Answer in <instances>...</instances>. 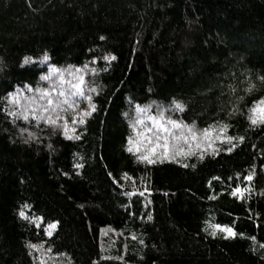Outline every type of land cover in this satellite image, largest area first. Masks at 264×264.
I'll return each instance as SVG.
<instances>
[{
	"label": "trees",
	"instance_id": "16d2710c",
	"mask_svg": "<svg viewBox=\"0 0 264 264\" xmlns=\"http://www.w3.org/2000/svg\"><path fill=\"white\" fill-rule=\"evenodd\" d=\"M109 54L115 59L103 60ZM24 57L31 62L22 66ZM49 65L57 72L41 81ZM77 75L96 106L68 133L79 139L61 134L76 115L67 105L55 127L7 114L58 77L72 90ZM258 77L264 0H0V264H39L38 255L46 264H264V124L248 121L264 97ZM17 90L19 109L7 100ZM137 108L197 131L227 125L234 139L216 140L214 153L208 141L189 149L179 140L190 154L174 155L171 135L186 130L162 133ZM157 136L167 137L170 158L137 160L164 143ZM50 222L56 229L46 236L37 225ZM213 225L237 235L225 238Z\"/></svg>",
	"mask_w": 264,
	"mask_h": 264
},
{
	"label": "snow or ice",
	"instance_id": "6c2138e0",
	"mask_svg": "<svg viewBox=\"0 0 264 264\" xmlns=\"http://www.w3.org/2000/svg\"><path fill=\"white\" fill-rule=\"evenodd\" d=\"M100 39H104V37H100ZM49 59L48 54L44 53L43 57L41 58V63L46 62ZM115 57L112 55H105L103 56V60L105 61H110V60H114ZM31 62V57H24L21 64L22 66L24 64L30 63ZM93 63H95V60H93ZM85 68H87V65L84 66ZM80 69H76V72L79 73ZM57 69H55L53 66L49 65V74L48 75H41L40 76V80L41 81H49L50 78L52 77L53 73H56ZM69 75H72L71 72H69ZM60 76H63V73H60ZM59 85L57 86L55 82H53L52 84L49 85L48 88H37L35 89V92L38 94L36 100H31L30 99V103H27L26 106L24 107L23 111H9L7 114L9 116H19L20 118L27 120L29 118V115H31V119L36 121L37 123H40L41 120L45 125H51L53 127H55L57 125V120L60 121H64V116L59 115L58 112L60 111H64L63 108H61V105H67L68 109L73 110L74 112H76V115L72 116L71 118V127L69 126L68 122L63 123V131H62V135L65 137V139H79L78 135L75 136H69L68 133L72 132L75 133L76 132V126L77 125H83L85 123V117L89 116L91 114L92 111L96 110V106L94 103H92L91 98L89 96H87L84 91H83V87L82 85L84 84V79L82 76H75L74 79L77 81L76 83H72V82H67L70 83V87L72 90L65 92V90L63 89V85L66 83V81L62 78H59ZM258 79L264 80V77H258ZM25 88L28 89L29 92L33 91L32 88H30L27 84L24 86ZM229 87H231V85H229ZM253 85L251 83L248 84V87L244 89V91L250 92L253 89ZM89 91L91 92H95L96 89L92 88L89 89ZM23 95L22 93H19V90H17V94H13V93H9L7 96V100L9 101V103H14L17 108H20V99L19 96ZM54 95H58V97L62 98V99H53ZM76 98V99H72V98ZM84 99L86 101H88V109L82 110V111H77L75 108V105L78 103L79 99ZM39 101H43L44 103H39ZM173 110L176 111H183V106L177 102V101H173ZM29 109H31V112H29ZM90 109V111H89ZM37 111H39V115L37 114ZM137 112H144L146 115V119H148L149 121L152 122L153 126L155 128H157L160 132H168V133H172V129H185L186 130V134L182 131L180 133V135H175L172 134L171 135V139L173 141V144L171 145V147L174 149V155H187L190 154L189 152H185V150L182 147H179L175 142L179 141V140H183L185 144L189 145V149H191V142H195L196 143V147L199 148L200 147V141L201 140H207V147L209 149L213 150V153L215 152V148H214V142L216 140H219L221 143H229L231 144L233 141V137L226 135V131H227V125H218L217 128H213L212 125L207 126L205 129H201V130H195L194 125L189 126V125H182L181 122H178L177 120L171 119L169 118L167 120L168 125H170L171 127H164L163 124L161 123V121L164 119L163 117V111L160 112V115L158 117H153V116H148L147 115V109H141V108H137L136 109ZM248 121L250 123V125L252 126H256L258 124H264V97H260L257 100H254L252 105L248 108ZM44 113H48L49 115L47 117L44 116ZM53 113H57V115L55 117H53ZM143 121L140 119H137L135 121V124H142ZM135 130V128H134ZM22 131H27L26 129H22ZM213 133H216L215 136H213ZM141 136H143V134L141 133ZM28 137L30 139H34V135L32 132H28ZM163 139L164 143L163 144H156L152 147H150L147 151L148 154L145 155H140L137 156V160L140 161H146L149 165L155 163L157 160L160 159H167L170 158L169 157V143H168V139L167 137H161V136H157V140ZM237 140H243V137H237L235 138ZM27 142V141H25ZM130 143H132V141H129ZM151 144V141L149 142ZM232 147H235V144H232ZM232 147H228L226 149H221L222 151H226V152H231L232 151ZM157 148H163V153H158L156 151ZM128 152H132V148H128L127 149ZM137 151H139V148L137 149ZM201 159H203V154L200 157ZM75 167L79 168L80 165H75ZM122 178H127V179H131V177H128L127 173L123 174ZM213 179H217V178H213ZM244 179L246 180H251V176H247L244 177ZM116 181L114 180L113 183H115ZM241 192V189L239 187V185H237L231 195H237L238 193ZM129 195H131V193H129ZM29 207L28 205H24L22 206V208H27ZM18 215L21 219H27L25 212L23 210L18 212ZM41 218L40 217H34L32 220H30V223H35L40 221ZM207 223V222H206ZM37 226H42L44 229V235L46 236H51L52 232L56 229V223L55 222H50L47 224H38ZM215 229H219L222 233H225V238H227L228 236H235L237 235V233H235L233 231V229L231 227H227V226H222V225H213L212 226ZM103 231V230H102ZM211 235L215 236L216 232L213 231L211 233ZM242 235V234H241ZM133 239H135V237H133ZM28 247L32 250H40L41 246L40 245H36V244H29ZM261 247H264V245H261ZM47 253L51 252V249H47V250H43ZM31 254V253H30ZM58 255L63 256V253H58ZM37 260H39V264H46V261L42 258V256L38 255L37 256Z\"/></svg>",
	"mask_w": 264,
	"mask_h": 264
},
{
	"label": "rangeland",
	"instance_id": "374dc122",
	"mask_svg": "<svg viewBox=\"0 0 264 264\" xmlns=\"http://www.w3.org/2000/svg\"><path fill=\"white\" fill-rule=\"evenodd\" d=\"M68 118L71 119V118H72V115L69 114ZM150 123H152V122L150 121ZM161 123L163 124L164 127H168V128L171 127V126L168 125L167 123H164V122H162V121H161ZM152 125H153V124H152ZM154 128H155V127H154ZM156 129H157V128H156ZM162 133H166V134H167L168 132H162ZM205 142H207V140H201V141H200V147H201V145H204ZM195 145H196V143H195Z\"/></svg>",
	"mask_w": 264,
	"mask_h": 264
}]
</instances>
